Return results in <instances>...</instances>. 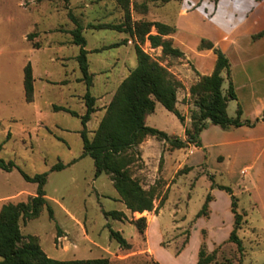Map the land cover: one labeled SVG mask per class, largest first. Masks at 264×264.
<instances>
[{
    "label": "rangeland",
    "instance_id": "1",
    "mask_svg": "<svg viewBox=\"0 0 264 264\" xmlns=\"http://www.w3.org/2000/svg\"><path fill=\"white\" fill-rule=\"evenodd\" d=\"M183 1L131 0L132 8L136 7L132 16L134 20L161 18L160 21L180 25L183 31L211 40L210 34L216 35L217 39L224 36L223 30L228 28L231 20L229 0L224 1L220 17L206 23L201 16L202 8L194 7L193 11L187 12L182 7ZM202 1L209 2L213 9L217 0H191L198 2L199 6ZM144 6L148 8L147 12H144ZM69 11L85 27L83 34L87 47L97 48L89 56L93 61L91 70L98 69L97 58L102 55L107 57L110 69L117 67L118 57L125 61L126 56L130 61L129 56H132V66L136 65V39L130 38L131 44H125L129 35L115 28L118 25L125 28V9L118 0H69L68 4L64 0H0V159L12 160L16 164L11 171L0 169V209L5 203L27 201L36 194L38 184L27 181L21 171L29 175L48 172L45 190L54 210V219L44 207L37 218L22 219L21 227L24 235L38 236L41 247L50 257H108L111 264H193L205 237L208 250H217L213 264H264V156L237 152L222 162L223 158L218 160L215 151L210 150L204 162L192 166V172L186 170L183 173L180 170L188 167L181 161L183 152L176 150L170 154L174 160L166 164L164 156L169 147L163 146L159 158L149 146L152 158L147 165L138 146L136 150L140 157L132 167L133 174L145 188L157 187L155 206L163 202L158 211L143 213L147 221L155 217L151 232L148 238L146 232L140 234L131 222L139 216L130 211H127L128 218L123 220L105 216L104 210L125 212V204L110 175L103 173L95 177L94 159L90 155L83 156L81 119L65 109L56 108L66 107L80 114L86 111L84 95L88 86L82 80L78 61L72 58L74 53H79L80 47L73 43L71 30L76 24ZM96 25L103 27H93ZM30 34L36 36L29 37ZM189 39L186 40L193 46L194 38ZM142 47L173 74L176 70L184 77L188 75V69L194 68L186 58L164 55L161 47L153 48L148 41ZM28 62L36 65L39 76L34 80L31 102L26 99L24 87V67ZM48 73L52 75L50 78L46 77ZM122 76L120 74L118 78ZM175 76L183 83L180 76ZM115 77L116 74L110 76L111 79ZM99 81L89 90L94 95H105V84ZM119 83V79L114 80V88L108 89V96H112ZM183 87L185 89L184 83L179 88L181 96ZM187 100V110L183 111L185 119L189 117L190 125L192 113L197 110L194 99L181 97L177 107L182 108ZM106 106L104 104L88 123L91 138ZM235 107L232 103L233 115ZM146 124L176 136L181 133L185 122L157 102ZM59 161L66 167L52 171V166ZM245 166H251L250 176L240 175ZM164 169L169 179H164L161 174ZM154 173H159L160 177H155ZM171 175L174 177L170 178ZM213 181L215 186H231L238 197L239 211L246 214L238 230L244 244L243 253L236 243L229 241L234 225L231 198L226 191L212 188ZM245 182L254 188L252 193L246 190ZM169 185L170 188L173 185L171 190ZM208 194L212 195L210 216L197 217ZM107 224L120 231L132 247H122L112 238ZM149 247L154 253L148 250ZM183 249L187 251L181 256Z\"/></svg>",
    "mask_w": 264,
    "mask_h": 264
},
{
    "label": "trees",
    "instance_id": "2",
    "mask_svg": "<svg viewBox=\"0 0 264 264\" xmlns=\"http://www.w3.org/2000/svg\"><path fill=\"white\" fill-rule=\"evenodd\" d=\"M67 4L69 0H64ZM125 9V28L122 25L115 26L120 31H125L131 39H136L134 49L136 53V66L117 86L111 101L107 104L105 113L94 132L89 136L88 122L92 114L97 111V97L93 95L89 87L93 85L94 74L90 72L89 51L86 49L87 40L83 34L85 27L78 18L69 11V16L76 24L71 30L73 43L79 45L80 51L77 55L82 80L86 82L88 91L84 95L86 111L83 114L66 107L57 106V109H65L72 115L79 117L82 122L80 135L83 140V156L90 155L94 159L95 177L106 173L110 175L120 199L133 215L138 218L131 220L140 234L146 232L148 221L143 215L145 211H158L162 207L161 202L155 206L158 198L157 187L145 188L140 179L134 176L132 167L140 157L137 147L149 136L169 143V149L188 147L193 144L203 147L201 132L209 124L219 125L223 129H230L242 125L254 126L259 121L264 122V113L256 119L242 118V108L238 106L237 115L230 117L227 112L228 102L237 98L232 81L226 93L223 92V71L229 75L230 60L226 53L209 38L203 37L199 44L200 49H213L217 55L214 70L208 75H199L198 80L190 86V98L194 99L197 110L193 111L190 125L185 127L186 138L170 135L164 130L146 124L147 117L156 109L157 102L161 103L167 110L173 112L181 121L185 122V116L177 108L178 90L183 83L171 72L167 66L161 64L156 58L146 52L142 44L149 41L151 47H161L164 55L185 58V53L174 46L170 34L176 32L175 25L157 20L139 18L133 19L131 0H118ZM148 8L144 6V12ZM95 28L102 25L93 26ZM153 29L156 30L153 33ZM36 36L30 34L29 37ZM264 36V30L254 34L253 39ZM130 38H125V44ZM124 42H121L122 44ZM34 75L31 62L24 67V87L27 101L34 99ZM16 164L10 160L0 159V169L11 171ZM66 167L62 161L52 166L51 170H62ZM192 170V166L181 169L180 172ZM24 178L29 182L38 184L37 192L31 195L27 201L18 203L8 202L0 209V264H111L108 257L88 259H57L50 257L41 247L37 235H24L21 227L22 219L37 218L44 207L49 211V216L54 219V210L46 197L45 185L48 181V172L29 175L21 171ZM213 180V178H212ZM226 191L231 198V211L234 217L233 229L230 232L229 241L237 244L238 250L244 252V244L238 235L242 227L245 213L239 211L238 197L229 185L219 184L212 188ZM212 195L208 194L205 203L198 212L197 217H209V202ZM107 218L123 220L127 215L123 210H104ZM110 236L127 249L132 244L122 235L120 231L114 230L107 224ZM190 237V230L187 231ZM203 238L199 248L197 264H213L217 250L209 251L207 243ZM189 241L186 240L185 244ZM181 251V250H180ZM179 251V253H180Z\"/></svg>",
    "mask_w": 264,
    "mask_h": 264
},
{
    "label": "crops",
    "instance_id": "3",
    "mask_svg": "<svg viewBox=\"0 0 264 264\" xmlns=\"http://www.w3.org/2000/svg\"><path fill=\"white\" fill-rule=\"evenodd\" d=\"M224 1L225 0H217L215 6L212 9V7L210 8L209 2L202 1V5L199 6L198 2L185 0L182 3V7H185L184 9H186L187 12L193 11L196 7L202 8L204 12L201 13V16L203 19V23H206V21H210L211 19L220 17V11L224 6ZM229 6H231L229 11L231 14V20L229 21L228 28H224L223 30L224 36L222 38L218 37L217 39V37H215L216 35L210 34L209 37H211L215 44H217L226 53L230 60L229 75L227 71H223L222 73L224 76L222 85L223 92H227L229 82L231 80L237 94V98L231 99L228 102L227 112L229 116L235 117L237 115L238 106H241L243 111L242 118H250L254 120L258 117H261L264 113V36L260 37L259 39H253L252 37L254 34L264 30V0H229ZM189 7H191V9H188ZM156 20L160 21L162 19L159 18ZM175 26L177 28L176 32L170 34L169 37L173 38L174 45L176 47H179L185 53L187 63L191 62V64L194 66V68L190 70L188 69V75H184V77H187V80L184 79L183 75L178 74L176 70H172L177 76H180L185 85V89L183 87V96H181L180 89L178 90L177 103H180L181 97L185 99L190 96L189 87L192 83L198 80L199 75H208L213 72L217 60V55L213 51V49L199 48V44L202 39L201 36L192 34V32L189 31H183L182 28H180V25ZM152 32L155 33L156 30L153 29ZM191 37L194 38L193 46H191L187 41ZM126 38L130 37L128 36ZM130 42L131 39L126 44H131ZM86 49L89 51V58L90 54L93 53L97 48H88L86 45ZM78 54L79 53H74L72 58H75L77 60ZM129 57L131 58L130 61L126 60V56L125 61L122 60L123 58L121 60L119 57L116 58L117 67H115L114 69H110L107 62V57L102 55L100 58H97L99 67L96 71L91 70L93 61L89 58L90 72L94 74L93 84H96V82L99 80V82L103 81L106 90L105 95H95L97 97V111L100 110L104 104H108L111 101L114 92L110 97L108 96V89L112 90L114 88V80L119 79L121 83L122 80L129 74L130 70L136 66H132V56ZM63 58L68 57L64 56ZM31 64L33 67L34 79L36 80V78L39 77L36 72V65L32 62ZM123 67H125V72L123 71ZM177 69L178 71H182V68L177 67ZM114 74H116V77L111 79L110 76ZM120 74L123 76L121 78H118ZM51 76L52 75H50L49 73L46 74V77L48 78H50ZM110 82L112 83V85L109 86ZM103 98L105 100L101 102ZM185 102L187 104L181 103L182 108L177 107L183 115H185L184 111L187 110L189 104L188 100ZM232 103H235L236 105L234 115L231 113L230 108ZM103 109L105 113L106 107H103ZM96 112L92 114V117ZM189 121V117L186 116L185 125L183 126L181 133L176 136H179L183 139L186 138L185 127L189 125ZM219 127V125L209 124V126L201 132L203 147L191 145L185 148L169 150L167 149L169 147L168 142H166L165 140H159L154 136H149L139 145V149L142 152V158L145 163L149 165L152 158L150 157L151 154L149 152V146H151L152 150H155L153 154H157L160 158L162 157V150L164 145H166L167 149V153L164 156L166 164H168L169 161L171 162L172 160H174V158H172L170 154L174 153L176 150L183 152L181 158L183 164L194 167H197L207 159V154L210 153V150L215 151L218 160L219 157H222V162H224L230 154L235 155L234 153L237 152L242 155L246 154L251 156H264L263 121H259L254 126L242 125L230 129H223ZM154 140H156V142H154ZM250 168L251 166H245V171L243 172L244 169H242L240 175L248 174L250 176ZM209 169L211 170L210 167ZM190 172H192V170ZM228 172L234 174L235 176L237 175V173L230 170ZM161 174L163 175L164 179H169V176L166 173V169L162 170ZM154 175L155 177L158 175L160 177L159 173H154ZM171 177L173 178L174 175H171L170 178ZM246 183L247 182H245V187L247 188L246 190L252 193L254 188ZM168 187L170 188V185ZM127 211L131 212V210L128 209L125 205V213L128 218ZM154 219L155 217L148 220V226L146 229L147 238L151 232V227ZM148 250L151 251V253H154V249H152L151 247H149ZM186 251L187 249H183V251L181 252V256H183ZM197 258L198 257L196 255L193 264H197Z\"/></svg>",
    "mask_w": 264,
    "mask_h": 264
}]
</instances>
